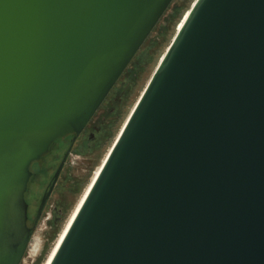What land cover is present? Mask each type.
<instances>
[{
    "label": "water",
    "instance_id": "water-1",
    "mask_svg": "<svg viewBox=\"0 0 264 264\" xmlns=\"http://www.w3.org/2000/svg\"><path fill=\"white\" fill-rule=\"evenodd\" d=\"M172 0H0V264L31 164L79 134ZM48 264H264V0H195Z\"/></svg>",
    "mask_w": 264,
    "mask_h": 264
},
{
    "label": "flooded vegetation",
    "instance_id": "flooded-vegetation-1",
    "mask_svg": "<svg viewBox=\"0 0 264 264\" xmlns=\"http://www.w3.org/2000/svg\"><path fill=\"white\" fill-rule=\"evenodd\" d=\"M114 86L79 134L70 133L55 139L49 150L31 164L32 174L25 196L27 223L32 232L26 253L32 263L43 253L65 216L74 209L85 167L96 159L122 112L130 88L126 85L116 88L118 93L115 94ZM77 167H81L79 173Z\"/></svg>",
    "mask_w": 264,
    "mask_h": 264
},
{
    "label": "rangeland",
    "instance_id": "rangeland-1",
    "mask_svg": "<svg viewBox=\"0 0 264 264\" xmlns=\"http://www.w3.org/2000/svg\"><path fill=\"white\" fill-rule=\"evenodd\" d=\"M194 1L195 0H172L169 8L167 9L165 14L161 17V19L157 23V26L158 25L160 26L163 24V22H165L163 17H166L168 15V13L171 12L172 7L175 4L179 3V4H181V7H179V10L177 11L176 15L171 20V22L169 24V29L167 30V32L165 33L163 38L159 41L158 44L157 43H156V45L153 44V48H150V45L152 43H154V37H156V35L158 34V31H159L158 30L159 26H158V28L156 30L154 29L152 31V33L148 36L146 41L143 43V45L140 47L137 54L133 58L134 62H136L135 67H137L139 65V62L141 60L147 59L146 69L139 75V77L135 81L133 88H132V92L129 93V95L127 96V99H126L125 105L123 106L122 112L118 116V119L113 126L112 132H111V134H109V137H108L106 143L104 144L103 148L99 151L96 159L93 162H91V164H89V166L87 165V167H85L86 174L84 175L82 180L80 179L81 181H80V184H79L78 190H77L76 203L78 202L80 196L82 195V193L86 189V187H87L88 183L90 182L92 175L94 174L95 170L102 163L107 152L109 151V149L113 145V143L116 139V136L118 135L119 131L121 130L125 120L127 119L128 115L130 114L131 110L133 109L134 105L136 104L137 100L139 99L141 93L143 92L145 86L147 85L148 81L150 80L156 66L158 65V63L161 59V57L164 55L166 49L168 48L169 44L171 43V41H172V39L176 33V28H180L183 20L187 16L189 9L192 6V4L194 3ZM149 54H150V56H149ZM130 64L133 65L132 63H130ZM131 74H132V72H129L128 74H124L120 78V80L117 82V84L114 86V89H113L114 92L116 91L115 94L118 93L117 92L118 89H116V88L123 86V84H125L129 80ZM80 171H81V167H77L76 172L79 173ZM76 203H75V205H76ZM70 212L65 216L63 223L57 229L58 230L57 233L53 237H50V239H49V241L45 247V250L36 259V261L34 263H32V261H31L32 258H29L28 254L25 253L24 260L22 261L23 263L21 262L22 264H31V263L36 264V262L38 261V259L40 257H43L40 261V264L44 263V260H46L49 252L51 251L52 247L54 246V244L57 240L56 238H58L60 232L62 231V229L65 225L64 223H66L65 221L67 220V218H69V214H71Z\"/></svg>",
    "mask_w": 264,
    "mask_h": 264
},
{
    "label": "trees",
    "instance_id": "trees-1",
    "mask_svg": "<svg viewBox=\"0 0 264 264\" xmlns=\"http://www.w3.org/2000/svg\"><path fill=\"white\" fill-rule=\"evenodd\" d=\"M171 4V3H170ZM170 6V5H169ZM169 6H168V8H169ZM179 7H181V4H179V3H177V4H175L173 7H172V10H171V12H169L168 13V15L166 16V17H163L164 18V21L165 22H163V24L162 25H158L159 26V28H158V26H157V24L154 26V28H153V30L155 29H157L158 28V34L156 35V37H154V43H152L151 45H150V48H153V44H155L156 45V43L158 44L159 43V41L163 38V36L165 35V33L167 32V30L169 29V24H170V22H171V20L173 19V17L176 15V13H177V11L179 10ZM167 8V9H168ZM167 9H166V11H167ZM165 11V12H166ZM165 12L163 13V15L165 14ZM162 15V16H163ZM161 16V17H162ZM161 19V18H160ZM159 22V21H158ZM152 30V31H153ZM152 31H151V33H152ZM150 33V34H151ZM148 38V37H147ZM156 38V39H155ZM146 41V40H145ZM144 41V42H145ZM143 45V44H142ZM137 54V53H136ZM149 56H150V54H149ZM135 57V56H134ZM133 57V58H134ZM149 58V57H148ZM130 63H132L133 65H131V64H129L128 66H127V68L125 69V71L122 73V75L120 76V78L124 75V74H128L129 72H132V74H131V76H130V78H129V80L125 83V84H123V86H121L120 87V89L121 88H123L125 85L127 86V87H129L130 88V90H129V93H131L132 92V88H133V85H134V83H135V81L137 80V78L139 77V75L146 69V63H147V59L146 60H141L140 62H139V65L137 66V67H135V63L136 62H134V60L132 59L131 60V62ZM120 78L118 79V81L120 80ZM121 114V113H120ZM112 129H113V127H112ZM111 132H112V130H111ZM111 132H110V134H111ZM109 137V136H108ZM43 257H40L39 259H38V261L36 262V264H40V261H41V259H42Z\"/></svg>",
    "mask_w": 264,
    "mask_h": 264
},
{
    "label": "bare ground",
    "instance_id": "bare-ground-1",
    "mask_svg": "<svg viewBox=\"0 0 264 264\" xmlns=\"http://www.w3.org/2000/svg\"><path fill=\"white\" fill-rule=\"evenodd\" d=\"M164 54H165V53H164ZM106 155H107V154H106ZM105 157H106V156H105ZM105 157H104V159H105ZM104 159H103V160H104ZM102 163H103V161H102ZM102 163L97 167V169L95 170L94 174L92 175V178H91L90 182L88 183L86 189L84 190V192H83L82 195L80 196V198H79L78 202L76 203L74 209L72 210V212H71L69 218H67V221H66V223H65V225H64V227H63V229H62V231L60 232L58 238H56L57 240H56L54 246L52 247V249H51V251L49 252L48 256L46 255L47 258H46V260H44V263H42V264H48V263H49V261H50L52 255L54 254V252H55L57 246L59 245L60 241L62 240V238H63V236H64V234H65V232H66L68 226L70 225V223H71V221L73 220L75 214L77 213L79 207L81 206L83 200L85 199V196L87 195V193H88V191H89V189H90V187H91V185H92L94 179H95L96 176L98 175Z\"/></svg>",
    "mask_w": 264,
    "mask_h": 264
}]
</instances>
